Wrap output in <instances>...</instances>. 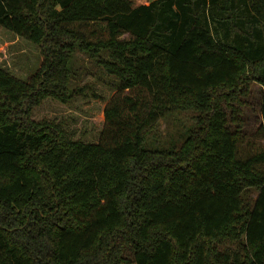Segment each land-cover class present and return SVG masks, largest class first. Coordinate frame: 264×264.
Returning a JSON list of instances; mask_svg holds the SVG:
<instances>
[{
    "label": "trees",
    "instance_id": "trees-1",
    "mask_svg": "<svg viewBox=\"0 0 264 264\" xmlns=\"http://www.w3.org/2000/svg\"><path fill=\"white\" fill-rule=\"evenodd\" d=\"M0 26L42 54L26 80L0 67V264H264V150L231 124L257 82L264 134V0H0ZM76 51L137 90L97 139L32 117L94 91L70 87ZM187 110L179 143L148 139Z\"/></svg>",
    "mask_w": 264,
    "mask_h": 264
},
{
    "label": "rangeland",
    "instance_id": "rangeland-1",
    "mask_svg": "<svg viewBox=\"0 0 264 264\" xmlns=\"http://www.w3.org/2000/svg\"><path fill=\"white\" fill-rule=\"evenodd\" d=\"M92 39H99L107 35L103 21L87 23ZM42 54L38 44L20 37L6 28L0 26V67H3L23 80L28 79L39 67ZM72 77L70 87L74 88L89 84L94 91L86 89L85 94L75 96L69 104H62L55 99L47 98L33 109L32 117H43L56 121H63L66 128L74 131L75 137L97 139L98 133L106 125L104 110L109 104H116L127 110L124 104L126 95H134L137 90L120 91L115 88L114 76L108 74L94 58L85 52L76 51L73 55ZM99 95L100 98L94 96ZM242 105L237 114V120L232 127L239 126L243 139L239 144V152L243 155L253 154L264 150V134L261 130V86L257 82L251 83L247 96L242 98ZM195 112L192 110L180 111L160 119L150 130L149 140H155L163 146L171 142L179 143L186 129L193 125ZM250 197L254 198L256 192L251 191ZM218 247L224 249L237 248L236 241L224 239ZM130 263L134 264L131 251L126 250Z\"/></svg>",
    "mask_w": 264,
    "mask_h": 264
}]
</instances>
